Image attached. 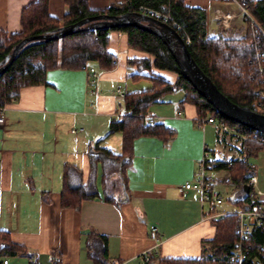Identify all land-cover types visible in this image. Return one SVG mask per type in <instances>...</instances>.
I'll return each mask as SVG.
<instances>
[{
    "label": "crops",
    "instance_id": "1",
    "mask_svg": "<svg viewBox=\"0 0 264 264\" xmlns=\"http://www.w3.org/2000/svg\"><path fill=\"white\" fill-rule=\"evenodd\" d=\"M31 1L0 0V27L8 33L18 31L20 11ZM124 1L88 0V5L104 10ZM184 2L205 9L209 35L242 36L246 31L247 15L237 0ZM48 10L61 18L64 0H48ZM118 32L109 33V49L116 57L111 69L85 62L100 71L97 94L90 93L94 86L87 82L81 67L52 68L46 71L45 82L22 86L4 105L0 122V229L7 230L10 239L24 250L1 255L0 263L7 258V264H27L32 256L37 264H50L53 257L60 264H97L91 255L102 258L103 241L94 235L99 234L105 236L107 260L140 264V253L152 244L148 235L151 223L156 224L162 241L157 255L146 264L159 257H198L214 237L213 219L244 206L237 203L245 194L243 184L222 165L239 157L244 151L242 141L220 133L215 124L197 126L194 106L181 101L183 91L182 96L164 94L148 111L153 121L174 128V136L167 141L152 135L134 138L131 161L125 168L126 189L121 177L109 188L102 178V188L97 186L98 163L108 162L112 169L118 164L100 156L92 169V147L97 143L113 150L108 139L114 137L120 151L121 135L90 132L94 120L107 118L109 123L115 118L116 96H121L117 89L123 95L151 85L147 77H141L147 82H140L131 75L136 68L127 59L142 54L130 50L124 34ZM121 48L125 52L118 53ZM127 81L132 83L130 88H126ZM120 82L124 88L117 85ZM204 146L210 151L212 187L221 194V184H232L231 204L224 206V199L220 203L202 202L198 190L181 188L183 182L194 178ZM258 152L248 156V162L256 166L259 204L264 206V161L258 162ZM65 163L77 166L83 183L97 192L95 197L82 199L78 209L59 204ZM262 251L264 254V244Z\"/></svg>",
    "mask_w": 264,
    "mask_h": 264
},
{
    "label": "trees",
    "instance_id": "2",
    "mask_svg": "<svg viewBox=\"0 0 264 264\" xmlns=\"http://www.w3.org/2000/svg\"><path fill=\"white\" fill-rule=\"evenodd\" d=\"M237 1L247 6L248 13L264 30V0ZM64 4L65 11L61 18L49 13L48 0H34L23 6L18 31L8 33L0 27V61L14 44L25 36L52 31L61 25L96 13L118 14L124 11H138L139 5L143 4L168 12L170 19L181 27V34L185 33L189 38L186 45L195 62L231 101L253 108L252 103L257 98L256 91L264 90V33L253 32L248 18L247 28L242 36L209 35L206 30L205 9L187 5L184 0H125L118 4H110L104 10L91 9L88 0H64ZM111 31H121L125 36L126 46L142 54L128 58L127 62L136 68L131 74L134 78L147 77L151 85L148 88L123 93L121 115L109 120L106 133V135L120 133L121 149L115 152L96 143L91 150L92 169L95 160L100 156L113 159L119 163V174L126 189L125 168L131 161L134 138L152 135L167 141L174 136V128L150 120L148 111L150 105L159 101L164 94L176 89L183 91L182 102L194 106L197 118L212 115L248 134L249 138L241 142L247 156H253L264 149V134L218 113L183 77L162 39L133 25L106 28L87 23L61 38L26 44L19 50L7 70L0 74V107L14 99L22 86L45 82V73L48 69L80 68L88 61H94L100 69H111L115 64V53L109 49ZM259 67H262V70H259ZM232 162L230 167L227 166V162L222 165L232 173L235 180H240L242 184L246 183L250 167L239 158L233 159ZM95 196L97 192L90 191L88 184L83 183L81 170L72 163H65L59 194L60 206L78 209L82 199ZM108 198L111 200L112 197ZM246 202L247 194H243L237 200L239 204ZM252 207L253 205L249 204V208ZM213 222L214 237L204 245L200 256L159 257L154 259L153 264H238L230 259V254L239 239L237 215L226 212L214 218ZM94 235L101 238L104 248L102 258L91 256L97 264H104L109 261L104 257L105 236ZM263 244L264 230L254 227L242 240V247L247 249L245 264H251L254 257L264 260ZM23 250L24 246L12 241L7 230L0 229V256L15 255ZM102 259H105L103 263Z\"/></svg>",
    "mask_w": 264,
    "mask_h": 264
},
{
    "label": "built area",
    "instance_id": "3",
    "mask_svg": "<svg viewBox=\"0 0 264 264\" xmlns=\"http://www.w3.org/2000/svg\"><path fill=\"white\" fill-rule=\"evenodd\" d=\"M244 13L247 15V18L250 20V26L253 30V32L261 31L264 33L263 28L260 26V24L248 13L247 6L240 5ZM138 11L144 14H148L150 16H153L154 18H157L163 22L169 23L171 26H173L178 33L182 36L185 43L189 42V38L186 36L185 33L181 34V27L177 24L176 21L170 19V15L168 12H162L160 10L151 8L146 5H139ZM171 20V21H170ZM120 34V31L118 32ZM119 52H125L124 48H121L118 50ZM116 62V57H115ZM81 68L86 71L87 73V82L90 84H93V88L90 89V93L97 94V82L98 78L100 76V71L88 66L86 63L81 65ZM259 70H262V67H259ZM117 92L122 96V93L119 89H117ZM257 98L253 101L252 105L255 111L264 113V90H257L256 91ZM4 106L0 107V122L3 121L2 116V109ZM122 111V104L118 103L116 107V112L114 113V117L117 118L121 115ZM175 112H178L175 110ZM149 119L152 120V117L149 116ZM206 123L215 124L218 128V131L224 135L227 136H233L236 138H239L241 141H244L249 138L248 134L242 133L239 131V129L234 125H229L224 121L223 119L216 118L212 115H209L207 117H198L196 118V124L197 126H204ZM72 132H75V129H71ZM263 141V140H262ZM209 155L210 151L207 146H204L203 153L201 157L198 159L196 163V169H195V175L194 178L191 180H187L181 184L182 189L187 188H193L199 191L200 194V200L203 201H211L214 203H220L223 200L222 195L214 190L212 187V175L209 172L208 169V162H209ZM242 162H246L249 164L250 172L248 173V202L244 203L246 205L245 207L239 208L238 210L234 211L238 218V235L239 239L235 244V247L233 248L230 259L233 261H236L238 264H245L244 259L247 255V249L242 247V240L247 237V235L251 232V230L254 227L261 228L264 230V206H261L259 204V197L261 194V191L258 189L256 185L257 181V169L256 166L250 162H248V156L245 151H242L238 157ZM232 160L227 161V165H232ZM249 204H252L253 207L249 208ZM148 235L150 239L152 240L151 246L143 250L140 253V264H146L150 259L157 255L158 248L161 243V236L159 234L158 228L156 224H149L148 226ZM8 260L7 258H3L1 260L0 264H7ZM27 264H37L36 259L32 256L28 257ZM50 264H60L57 257H53ZM104 264H121V262L117 259H110L108 262ZM251 264H264V260L254 257L251 259Z\"/></svg>",
    "mask_w": 264,
    "mask_h": 264
},
{
    "label": "water",
    "instance_id": "4",
    "mask_svg": "<svg viewBox=\"0 0 264 264\" xmlns=\"http://www.w3.org/2000/svg\"><path fill=\"white\" fill-rule=\"evenodd\" d=\"M87 23L91 26L98 25L106 28L133 25L156 34L162 39L173 55L183 77L192 84L197 92L203 96L218 113L225 118L264 134V113L231 101L198 66L190 54L182 36L173 26L139 11H124L118 14L96 13L82 17L74 22L61 25L52 31L25 36L18 40L0 61V74L7 70L19 50L26 44L61 38ZM243 187L245 194H247L248 184L244 183ZM230 199L232 200V196ZM243 207L246 208V205L244 204Z\"/></svg>",
    "mask_w": 264,
    "mask_h": 264
},
{
    "label": "rangeland",
    "instance_id": "5",
    "mask_svg": "<svg viewBox=\"0 0 264 264\" xmlns=\"http://www.w3.org/2000/svg\"><path fill=\"white\" fill-rule=\"evenodd\" d=\"M137 80H140V82H147V81H145L142 78L137 79ZM130 84H132V83L127 81L126 88H130ZM117 85L122 87V88H124L123 82H120ZM171 94H177L179 96L180 95L182 96V90L176 89V90H174V91H172L170 93H167L166 95L169 96ZM116 99H117V103H121V96H116ZM116 107H117V105H116ZM94 121L96 122L97 125L94 123V126H92V128L90 129V132H92V133H94V132L95 133H101V135L103 136L106 133V131H108V119L106 118L105 121H103V122L102 121L100 122V120H94ZM113 134H118L119 135V132H115ZM215 140H216L215 136H213V143L216 146V143H215L216 141ZM108 142L111 145V147L113 148V151H119V143L116 144V142L114 141V137H110V139H108ZM209 145L211 147L214 146L212 144H209ZM257 156L259 157L258 162H259V160H263L264 161V149L261 150V152ZM256 161H257V159H256ZM117 164H118V167L116 169H112V168H110V166H108L109 165L108 162H105V164L104 163H98L97 186L100 189L102 188L101 187V178H102V181H103V185L107 186V188L110 187L111 182L117 181L119 183V177H120V174H119V163H117ZM220 188L222 189L221 190V195H222V197L224 199V206L227 205V204H231L230 196H231V194L234 191L233 189H231L232 188V184H229V183L228 184H224V185L221 184Z\"/></svg>",
    "mask_w": 264,
    "mask_h": 264
}]
</instances>
